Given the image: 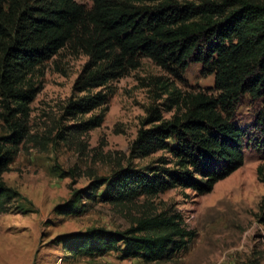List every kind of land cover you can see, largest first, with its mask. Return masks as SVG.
I'll use <instances>...</instances> for the list:
<instances>
[{
	"label": "trees",
	"instance_id": "16d2710c",
	"mask_svg": "<svg viewBox=\"0 0 264 264\" xmlns=\"http://www.w3.org/2000/svg\"><path fill=\"white\" fill-rule=\"evenodd\" d=\"M64 49L87 58L64 113L69 119L101 113L62 127L52 141L99 128L114 94L111 83L137 70L142 59L173 76L197 63L213 75L216 95L184 92L158 79L164 99L148 109L132 147L143 157L162 155L143 169L119 167L95 178L58 207L59 214L86 213L84 204L72 208L81 199L130 212L138 200L149 204L175 189L203 196L242 167L245 146L264 159V0L198 6L177 0H92L90 8L76 0H0V104L9 127L0 137L1 214L21 210L14 206L19 193L2 175L29 136V105L41 90L33 78ZM244 97L257 102L258 110L252 124L241 128L234 116ZM256 177L264 185V164ZM140 213L124 230L90 228L58 241L68 258L114 253L150 264L173 258L195 238L179 213L148 206ZM258 222L264 225V196Z\"/></svg>",
	"mask_w": 264,
	"mask_h": 264
},
{
	"label": "rangeland",
	"instance_id": "374dc122",
	"mask_svg": "<svg viewBox=\"0 0 264 264\" xmlns=\"http://www.w3.org/2000/svg\"><path fill=\"white\" fill-rule=\"evenodd\" d=\"M76 1L87 8L92 4V0ZM177 1L198 6L222 0ZM86 61L85 56L64 49L44 63L33 78L35 85L41 84V90L29 105V136L2 175L6 186L19 193L14 206L21 210L0 213V264H146L122 260L114 253L99 258H68L58 239L90 228L124 230L147 206L153 211L179 213L185 227L195 233L185 251L150 264H264V225L258 222L264 185L256 177V168L264 164V159L248 145L242 167L218 182L209 194L198 196L190 190L175 189L150 199L149 204L138 200L130 212L98 200L81 199L72 208L84 204V214L62 215L56 211L95 178L107 177L119 167L143 169L162 155L159 152L143 157L132 147L148 109L164 99L159 98L158 79L184 92L201 90L216 95L213 75L197 63L173 76L142 59L137 70L111 83L114 94L99 128L66 141H52L62 127L101 113L95 110L76 119L64 113L73 83ZM257 110V102L244 97L236 108L234 122L241 128L250 126ZM170 116L164 114L165 118ZM6 120L0 104V137L8 134Z\"/></svg>",
	"mask_w": 264,
	"mask_h": 264
}]
</instances>
